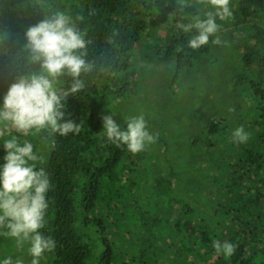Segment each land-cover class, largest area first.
Returning <instances> with one entry per match:
<instances>
[{
  "label": "trees",
  "instance_id": "16d2710c",
  "mask_svg": "<svg viewBox=\"0 0 264 264\" xmlns=\"http://www.w3.org/2000/svg\"><path fill=\"white\" fill-rule=\"evenodd\" d=\"M206 4L0 0V105L17 75L27 71L26 29L53 12L63 11L71 18L88 42L86 59L94 65L92 72L82 74L85 88L64 101L65 120L75 121L78 133L60 135L46 128L37 139L34 131L22 135L10 129L4 137L33 143L42 157L35 166L50 178L46 224L40 231L56 246L45 252L41 264H264V27L256 21L264 19V0L230 3L228 20L243 30L223 46L233 51L231 58L225 57L235 68V80L229 75L232 88L227 89L237 100H224V106L212 108L210 114L192 109L195 121L211 117L188 148L172 149L159 131L152 149L133 154L126 145L110 141L103 130L104 115H113L126 128L116 116L119 103L130 107L126 103L141 85L144 68L137 66L138 53L147 62L171 66L168 88L176 97L174 88H184V75L221 47L212 43L213 36L193 50L188 41L196 30L185 33L177 27L195 16L205 18ZM60 79L58 86L67 89L71 78ZM241 126L249 139L235 143L233 132ZM195 150L202 156L205 174L201 167L177 166L176 161L194 159L195 154L188 153ZM213 240L233 243L235 253L218 254Z\"/></svg>",
  "mask_w": 264,
  "mask_h": 264
},
{
  "label": "clouds",
  "instance_id": "9594fccd",
  "mask_svg": "<svg viewBox=\"0 0 264 264\" xmlns=\"http://www.w3.org/2000/svg\"><path fill=\"white\" fill-rule=\"evenodd\" d=\"M207 3L215 11L205 13V18L195 16L192 22H178L177 27L185 33L196 30L197 34L188 41V47L195 50L209 43L221 44L217 32L220 25L216 22L232 16L230 0H197ZM27 43L24 51L27 71L18 74L7 89L0 105V138L10 129L27 135L50 129L52 133L67 135L80 131L73 120H65L64 101L85 88L82 74L94 70L87 57V41L69 16L63 11L46 15L38 23L29 26L25 32ZM70 77L67 89L59 87L61 77ZM234 111V109H229ZM103 130L107 138L119 145H126L133 154L145 151L154 144L157 135L148 131L147 122L141 116L126 118V128L113 119V115L102 117ZM233 142L244 143L249 134L241 126L233 132ZM4 163L0 165V236L13 238L17 248L28 245L27 252L32 257L31 264H40L45 252L55 249V241L40 230L45 227L49 207L47 193L51 188L50 178L44 168L35 166L42 160L34 152L33 143L22 142L12 136L3 139ZM218 254L231 257L236 246L228 241H212ZM0 264H24L23 259L13 261L9 256Z\"/></svg>",
  "mask_w": 264,
  "mask_h": 264
},
{
  "label": "rangeland",
  "instance_id": "374dc122",
  "mask_svg": "<svg viewBox=\"0 0 264 264\" xmlns=\"http://www.w3.org/2000/svg\"><path fill=\"white\" fill-rule=\"evenodd\" d=\"M230 3H232V0H230ZM206 5V12L215 11L211 5ZM259 20L256 21L264 27V19ZM216 22L219 25L223 23L227 24V27L224 29L220 27L216 34L221 40V47L212 50L210 56L204 57L205 59L202 60L201 65L196 71L191 74L186 73L185 77L183 76L184 81L182 86L184 88H181L178 84L175 86L174 94L176 97L172 96V92L168 88L173 75L170 69L171 66L163 62L159 63L158 61L147 62L138 53L139 61L136 62L137 66L144 68L140 74L139 81L141 85L139 84L140 86L136 90L137 94L126 103L130 107L127 108L123 102L119 103L121 105L118 108L120 111H118V116L116 117L122 121H126L128 117L142 115L147 122L148 131L153 135L159 134L160 131L163 135L162 140H166V142L172 145V149L188 148L187 144L191 142L192 137L197 133H201L198 130L210 121L211 117L207 115L202 121H195V119H192L194 115L190 113L192 109H200V111L210 114L212 108L219 105L224 106V100L228 99L226 101L227 104L237 100L234 95L231 97L232 89H227V87L232 88V81L229 78L230 76L231 78L234 77L235 68L231 62L225 60V57L231 58L233 51L223 46L234 36L241 34L243 30L236 28L234 23L228 19L222 21L217 17ZM149 70L152 73L148 75L147 71ZM231 70L233 74L230 73ZM141 75H145L146 79L141 80ZM233 80H235V77ZM176 98L179 99L176 100ZM250 108L249 104H247V110L245 111H249ZM242 109H245L244 105H242ZM226 110L224 108L225 112H227ZM232 113H230V117L231 119H235L236 112L232 111ZM0 127L3 126L1 125ZM33 133L38 139L42 131ZM41 141L42 145L46 144L44 138ZM148 147L152 149L153 144ZM163 150L164 147L159 150V153L162 154ZM195 152L196 150L190 151L188 155H194ZM45 156L46 153L44 152L43 157ZM164 159V157L160 156L162 167L166 169L165 163H163ZM201 160L202 156L195 154L194 159H189L188 161L183 159L176 162L179 168L185 167V169L194 170L197 167L203 168L204 165H201ZM205 173L207 172H204L203 168L201 174ZM27 248V244L23 248H17L13 238L0 236V261L9 256L14 257L19 254L13 261L21 258L24 264H31L32 257L28 254Z\"/></svg>",
  "mask_w": 264,
  "mask_h": 264
}]
</instances>
